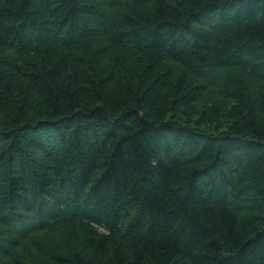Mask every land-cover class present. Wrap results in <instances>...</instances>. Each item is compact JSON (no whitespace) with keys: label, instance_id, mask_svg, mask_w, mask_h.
<instances>
[{"label":"trees","instance_id":"16d2710c","mask_svg":"<svg viewBox=\"0 0 264 264\" xmlns=\"http://www.w3.org/2000/svg\"><path fill=\"white\" fill-rule=\"evenodd\" d=\"M0 264H264V0H0Z\"/></svg>","mask_w":264,"mask_h":264}]
</instances>
